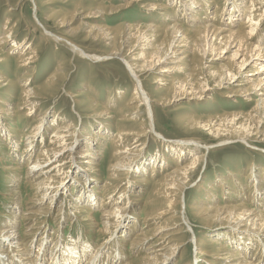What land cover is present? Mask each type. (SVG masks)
<instances>
[{"label":"bare ground","instance_id":"obj_1","mask_svg":"<svg viewBox=\"0 0 264 264\" xmlns=\"http://www.w3.org/2000/svg\"><path fill=\"white\" fill-rule=\"evenodd\" d=\"M5 1L12 10L16 4L22 3V0ZM45 1L47 6L55 0ZM56 1L65 7L71 4L72 11L67 13L61 10L63 8H58L56 12L51 9L49 16L43 21L35 18L37 25L32 27V31H41V38L44 40L64 48L59 57L61 61L54 63V69L45 76L44 82L39 86L27 85L37 74L38 47L33 49L29 43L26 44V37H22L23 43H16L14 29L18 26V21L16 24L12 22L15 24L13 26L9 24L10 18L6 17L4 29L0 33V140L12 151L11 154L9 151L4 152V158L13 159L10 161L11 166L4 165L2 169L9 170L11 178L8 181V192L16 196L7 207L8 214L12 217L3 216L4 220L0 222V264H100L105 263L106 259L108 264H173L178 256L181 263L184 261L183 264H190L191 262L185 261L187 252L182 249L186 245L183 236L182 240L180 237L183 230L175 229V221L172 223L176 215L178 222L181 221V225L187 226L191 232L188 243L192 244L194 249L192 262L264 264V254L261 252L264 247V193H260L264 177L257 172L253 160L249 161L250 164L246 163L248 165L244 169V172L248 173L246 184L241 182L240 174L229 173V176L219 177L217 186L222 191V199L217 197L213 188L210 190L214 194H210L208 203L198 208H194V204L190 207L193 217L189 218L185 210L180 213L181 206H185L184 195L192 186L194 175L210 150L226 146L235 140L249 145L251 150L257 152L258 148L253 144L264 143V37L260 34L261 26L257 27L264 17V0H223L227 9L224 7V13L221 15L218 14L217 1L222 0ZM211 7H215L212 17L208 14L213 10ZM134 9L145 15L147 20L144 19L140 24L124 22L115 27L107 25L109 18H119ZM57 14L60 20H57ZM75 15H79L78 28L87 29L84 41L99 39L104 48H109L104 50L103 55L78 46L67 34L64 36L70 38L57 35L56 30H61L64 24L73 22ZM67 17L69 20L65 21ZM50 19L55 20L53 23L57 24H48ZM74 32L68 34L73 35ZM116 39L120 41L117 50L113 46ZM5 48L9 50L3 53ZM14 52L18 53V58L12 61L10 56ZM66 53L74 63L84 62L87 65L88 62V65H94L115 61L122 65L132 82L130 96L127 97L124 89L111 90L109 87L105 95L106 100L100 104L96 100V92L94 93L93 88L86 83L82 84L76 93L69 92L67 72L73 69V66L66 68ZM1 64L12 69V72L8 70L12 79L3 75L5 69ZM15 72H20V75L13 77ZM152 72L156 74L152 82L155 85L149 92L142 76ZM209 82L215 89L228 91L224 98L243 97L244 104L253 103V106L247 112L239 111V108L232 111L222 110L218 115L207 116V119H199L196 115L181 116L178 118V124L185 129H203L214 140H223L214 145L196 138L176 142L160 141L162 143H159L158 150L150 154L142 164L137 162L142 156L140 150L136 152L137 149L142 146L144 137L154 129L157 106L163 109L169 106L172 100L184 97L200 101L201 97L207 96L212 90L208 88ZM18 88L20 93H17ZM89 91L94 94L93 100ZM56 94L66 96L75 106V111L83 109L85 114L90 113L93 114L91 116L97 117V120L89 122L91 125L86 133L75 128L71 121L66 122L64 109L57 111L56 115H53L54 118L44 116L46 113L41 112V101L45 96ZM13 96L18 98L16 108L14 105L10 106ZM155 96L158 97L153 98ZM116 102L121 106H118L115 111L117 116H114L111 111L115 109ZM232 102L237 104L233 100ZM244 107L245 105H242L241 108ZM14 120L33 128L28 134L20 131L22 136H26L22 152L18 151L19 144L14 139V134L20 129L14 127V122H10ZM29 121H32V124H29ZM110 125L115 134L109 140L110 146L103 147L109 135ZM51 128H54V131L48 136V144L44 145L46 131ZM250 141L253 144H249ZM37 144L41 148L35 151L37 155L33 157V149ZM103 149L109 150L110 156L107 179L100 188L101 191H98L96 172H100L97 167L100 166L101 159L99 164L96 161L103 154ZM76 159L79 166L75 165ZM0 162H3L1 155ZM23 164L24 169L21 166ZM169 165L171 167L167 169ZM70 170V176L67 177ZM16 171L18 174L24 172L21 182L17 176H13ZM133 171L139 175V180L129 182L125 176ZM121 177L123 181L126 180L123 185L112 184L113 181H121ZM20 184L24 185L26 190L33 191L26 203L27 209L21 205L15 191L20 188ZM148 185L151 186V191L147 200H144L143 209L137 214L140 216L142 213L144 217L142 220L134 219L133 224L129 226L131 228H128L126 223L129 221V215L139 210V203L142 202V199H138L139 196L138 201L131 200L132 192H142L141 188ZM253 187L254 193L251 195L246 189L253 190ZM224 189H227L226 193ZM243 194L248 196V203L243 199ZM218 199L224 202L217 203ZM97 202L100 212L96 214L92 206ZM62 204L66 205L67 210ZM54 212L58 213L59 218L70 220L80 219L81 217L76 215L79 212L84 214L82 217L86 218L91 227L96 228V235L101 237L102 243L94 247V252L89 253L90 244L82 242L79 235L77 241L71 240L72 244L65 247V252H61L57 247L59 240H56V244L49 250L47 244L44 245L39 239L42 243L38 244L34 258H31V237L33 238L35 232L40 229L46 216H52ZM194 220L198 221L204 230L213 225H223L226 229L202 232L203 237L198 240L190 227ZM139 221L143 223L141 228L137 224ZM135 230L130 247L132 252L140 251L143 255L135 262L129 263L126 259L122 260L120 248L116 246L130 239L129 234ZM119 231H122L121 235H118ZM236 238H247L252 242V246L244 247L238 242H231Z\"/></svg>","mask_w":264,"mask_h":264},{"label":"rangeland","instance_id":"obj_2","mask_svg":"<svg viewBox=\"0 0 264 264\" xmlns=\"http://www.w3.org/2000/svg\"><path fill=\"white\" fill-rule=\"evenodd\" d=\"M11 1L13 2V0H11ZM41 1L42 0H22V3H20V4H16L14 1V4H16V6L12 10V9H10V6H8V3H6L5 0H0V5H1L0 6V28H2L0 30V33H2V30L4 29L3 25L6 21V19L10 18L9 24H11V25L13 23L16 24V22L18 21V26L14 29V31H15L14 37L16 38L15 39L16 43L17 44H19L20 42L23 43L24 40L22 37H26V39L28 38L27 39L28 42L26 44L29 43L30 47L33 49L38 47L37 55H36V56H38V60H39V64L37 66V74L33 80H29V83L27 84V85H29V87H36V86H39L40 84H42L44 82L45 76L51 70L54 69V67H55L54 65L56 64V62L61 61V60H59V59H61L59 57H60V54H62L64 52V48L62 46H56L52 41L50 42V41H47V40H44L43 38H41L42 33L40 30H37V32L32 31L33 25H37L35 18H37L38 21L39 20L43 21L47 16H49V14H50L49 10H51V9H54V11L56 10V12L59 10L58 8H63L61 10L67 11V13H70L72 11L71 4L69 6L66 5L67 7H65L64 5L63 6L60 5V3H58L59 1L55 0V1H52L54 5L49 4V5H47L48 6L47 7L46 6L47 1H45V0L42 2ZM217 2H219V3L221 2L220 4L217 3L218 9H219L218 14L221 15V13H224V12H222V10L224 9V7L226 8L227 4H224L223 0L217 1ZM41 8H43V9H41ZM211 8L213 10H211V13H208L210 17L213 16L212 12L215 10V7H211ZM21 9H23V12H21ZM45 11H46V13H44ZM139 14H140L139 10H135V9L130 10V12H127L126 14L119 16V18L118 17L109 18L107 20L108 21L107 25L110 27H115L118 24H121L124 22L127 24L128 23L140 24L146 18V16L143 14H140V16H138ZM78 16L79 15H77V16L75 15L73 17L74 18L73 22L68 23V24H64V26L61 30H56L57 35L62 36V37H66L64 35L67 34L73 38V42L74 41H75V43L77 42L76 44L78 46H80L82 48H87L89 51L91 50V52L92 51L96 52V53L99 52V55H103L104 50L106 51L109 48H104V46H102L103 44L101 43V40H99V39H97L96 41L91 40L92 42L90 40L84 41L87 29H85L84 27H83V29L81 27H80V29L78 28V24H79V21H78L79 17ZM58 18H59V15L57 14V20L61 19V18H59V19ZM68 20H69V17H67V19H65V21H68ZM145 20H147V19H145ZM53 22H56V21L50 19V21H48V24H50V23H52V25L57 24V23L54 24ZM15 24H13V26ZM98 24L102 25V23H98ZM260 26H261V28H260ZM257 27L260 28V32L262 31L260 34L262 35V37H264V17L259 22V25ZM37 29H39V27ZM63 31H65V33ZM71 31H75L73 35L68 34ZM66 38H70V37H66ZM92 43H93V45H92ZM96 43H97V45H96ZM119 45H120V41H119V39H116L114 42V45H113L116 50L119 48ZM7 50H9V49L8 48L3 49V53H6ZM15 52L12 53L10 56L12 61H15L18 58L17 57L18 53L16 54ZM14 56H15V58H14ZM69 58H70V60H69ZM64 63L67 66L66 68H71L73 66V69L71 68L69 70L71 73L69 71L67 72L69 75L67 78V81L69 83L68 84L69 87L67 88V90H69V92L75 91V93H76L79 89H81L80 88L81 85L86 83V84L90 85L91 88H93L92 91L94 93L96 92V95L98 96V98L96 100L100 104H102L101 102H104L106 100L105 95L107 94V92H108L107 88H109V87H111L110 88L111 90H114L115 88L118 90H120V89L126 90L127 97L130 96V94H131L133 86H132V82L130 81V77L128 76V74L126 72V69L122 65H120L119 63H116L115 61H111V63H110V61L105 62V63H97L94 65H88V62H87V65L84 62L83 63L80 62L81 64H79V63H74L73 60L71 59V56L68 53H66V57L64 58ZM104 64H106V65H104ZM221 64H223V63L221 62ZM96 65L98 66V68ZM1 66L3 67V69H5V72L3 73V75H6L7 77H9V79H12V77H10V74H8V70H9V72H10V70L12 72V69H10V68L2 65V64H1ZM88 67H90V68L88 69ZM17 74L20 75V72L19 73L15 72L12 76L15 77V75H17ZM84 74H85V76H84ZM19 75H18V78H20ZM155 75L156 74H154V72H152V73H146L142 76L143 78H145L147 91H149V92H151L153 90L152 89L154 87L153 85H155V84H152V82L154 81L153 78L155 77ZM83 77H84V80H83ZM209 84L210 85L208 86V88L212 89V90H210V93H208L209 95L207 94V96L201 97L199 99L200 101H195L193 99L189 100L188 98L183 96L184 98H182L180 100H174V101L172 100L171 104L169 106L163 108V109H160L157 106L158 114L155 118V124L153 127L154 129H153L152 133H148L144 137V139L142 140V146L140 147V149H137L136 152H138V150H140L139 153H140V155H142L137 160V162L140 161L142 164V162L145 161V159H147L150 154H153V152L155 150H158L159 149L158 147L160 145L159 143H162L160 141H163V142L164 141H175L176 142L179 140L185 141V140H189V138H196L198 140L200 139L201 142H205L209 145H211V144L214 145L217 142L223 140V138L214 140L203 129L202 130L197 129L195 131L185 129L184 127H182L180 125V123L178 124V118L181 116H192V117H194L196 115V117H198L199 119L200 118L201 119H207L209 117V115L211 117H213L214 114L218 115L219 113H221L222 110L232 111L235 108L236 109L239 108L238 109L239 111H243V112L246 111L247 112L253 106V103L244 104L243 103V97H236L235 96V97L230 98V99L224 98L225 93L227 94L228 91H225L223 89L222 90L221 89H215V88H213L214 85L211 82H209ZM90 92L91 91H89V93ZM153 92L156 93L155 91H153ZM17 93H20V88H18ZM92 93H90L91 94L90 97L93 100L92 95H94V94H92ZM56 95L45 96L44 99L41 101V103H42L41 104V109H42L41 112L46 113V114H44V116L48 115L49 119L54 118L53 115L54 114L56 115L57 111L64 109L66 114L63 116L65 117L66 122L71 121L75 128H78L83 133H86L88 126L91 125L89 122L93 121L97 117L91 116L93 114H90V113H89V115L87 113L85 114L83 109H78V111H75L74 110L75 106L72 104L71 101L68 100V98L66 96L64 97V95L63 96L58 95V94H56ZM156 97H158V96H155L153 98H156ZM65 98H66V100H64ZM17 99H18L17 96H13L12 99H10L11 100L10 106L14 105L13 107L16 108V106H17L16 104L18 103ZM227 100H231V101H227ZM232 100L237 102V104H234L232 102ZM4 101H6V99H4ZM242 105H245V107L241 108ZM118 106H121V104L119 102H116L115 109L113 111H111L112 114L114 112V114H113L114 116H117V115H115L116 114L115 111L118 110ZM14 108H13V110H14ZM240 109H242V110H240ZM50 112L53 114H51ZM10 122L15 123V126H14L15 128L16 127L20 128L19 131H17V133L14 134V136H15L14 139L19 144L17 147L18 151L22 152L23 147H24V143H25L24 139L26 136H22V133L20 131L22 130V131L26 132V134H28L33 128H32V126L30 127V125L24 126L23 124H20L21 123L20 121L15 122V120H14V121H10ZM31 122L32 121H29V124H32ZM112 128H113L112 125H110L109 135L106 138L107 140L105 139V145L103 147L110 146L109 140L115 134V130H114V128L113 129ZM52 131H54V128H51V129L46 131V134H45L46 135V137H45L46 141H45L44 145L48 144L47 143L48 136H50L52 134ZM231 142H230V144H227L226 146H222V147L212 149L209 151V153H207L205 155L204 161L202 163H200V167H198V170L196 171V173L194 175V178H193L194 182L191 184L192 186H190L188 188V190L186 191V193L184 195V198H183L184 201L183 202H184L185 206L184 205L181 206L180 213L184 212L183 210H185V213H187L189 215L188 216L189 218H190V216L193 217L192 212L190 210V207L194 204L193 205L194 208H196V207L198 208V207H202L204 204H206V202L208 203L210 200H207V199L209 198L210 194H214V193H212V191L210 189L213 190V188H215V190L217 192V197L222 199L223 198L221 196L222 191H220L221 189H218V186H219L218 185V178L219 177H223V176H227V175L229 176V173L238 174V175L240 174V175H242V177H241L242 181L241 182H243V184H246L247 183L246 176L248 173L244 172V169L248 164H250L249 161H251V160H253L252 163H255V167L257 166V172L259 171L258 172L259 175H262L264 177V153H263L264 152V143L263 144H258V143L253 144L251 141L249 142V144L255 145L259 151H262L261 153H259V151L256 152L254 150H251L249 148V145H245L241 141L233 140ZM38 148H41V147H39V145L37 144L36 147L33 149V151H34L33 157H35L37 155L36 152L39 150ZM4 152H8L10 154L12 153V151L9 150V147L6 144H2V142L0 140V155L3 159V162L2 163L0 162V164H1L0 165V215H1L0 216V222L2 220H4L3 216L10 215V214H8L9 211H7V210H9V209H7L8 204L11 203L16 198V196L10 195V193L8 192V190H10V189H8V185H9L8 181L11 178V175H9V170L2 169L4 165L6 166V165L10 164L9 166H11L10 161L12 159V158L5 159L4 158ZM159 154H161V156L163 155L162 153H159ZM109 156H110V151L103 149V154L101 156H99L98 160L96 161V163L99 164L98 161H99V159H101V162L99 164L100 166L97 167V169L99 168L100 172L99 173L96 172L97 182L99 183L98 187H96L98 191H101L100 188H102L105 179H107V169H108ZM78 162H79L78 159H76L75 165L79 166ZM246 163H248V164H246ZM21 166L23 168L25 165L23 164ZM170 167H171V165H169L167 167V169H169ZM167 169H164V170H167ZM71 171L72 170L69 171V174L67 175V177L70 176ZM18 173L19 172L16 171L15 174H13V176H17L16 178L18 179V181L20 180L19 182H21V180L24 178V172L22 171V172H20V174H18ZM91 173L93 175H96L94 172H91ZM218 175H220V176H218ZM125 177H126L127 181H129V182L131 180H137V181L139 180V175L134 173V171H133V173L130 172V174L126 175ZM120 179H121V181H119L118 183L113 181L112 184L113 185H119L120 184V186L123 185L126 180L123 181L122 177ZM263 182H264V178H263ZM262 184L263 185H260V189H262L261 191L259 190L260 193H264V188H263L264 183H262ZM251 187H252V185L250 186V188ZM141 189H142V192L141 191L138 193L132 192L133 196H131V200H134L136 202V201H138V199H140V200L142 199L141 200L142 202L139 203L140 209L136 210L135 212H132L129 215V221L126 223V226H128V228H131L129 226H131V224H133L132 222H134V219L140 218L142 220V218L144 217V214H142V213L139 214L140 216H138L137 214H138V211H141V209H143V207L145 205V201L148 198V194L151 191V186L148 185V186L142 187ZM226 190L227 189H224L225 193L227 192ZM246 190L248 193L253 195L254 187H253V190L252 189H249V190L246 189ZM15 191L18 193L17 198L18 197L20 198L19 200H20L21 205H24V209H27L26 203L30 198L29 196H31L33 194L32 193L33 191L30 192L29 190H26L24 185H22V184H20V188L15 189ZM128 193L130 194V192H128ZM68 194H70V193H68ZM99 196L101 197V195H99ZM99 196L97 195V197H99ZM206 196H208V197H206ZM137 197H138V199H137ZM243 199H245V201H246L248 199V196L246 194L244 196V194H243ZM218 200L216 201L217 203H223L224 202V200H219V201ZM245 201H243V203ZM246 202L248 203L249 201H246ZM65 203H66V205L68 204L66 201H65ZM201 203H202V205H201ZM66 205L62 204V206H63V208H65V210H67V208L65 207ZM43 206H45V204ZM98 206H99L98 202H97V204H95V206L94 205L92 206V209L94 210V212L96 214L100 212V210H98ZM184 207H185V209H184ZM79 214L77 213L76 215L80 216L81 218L80 219L78 218L77 220L75 218L72 220H70L69 218L63 219V217L59 218V216H57L58 215L57 212H54L52 214V216L50 214H48L46 216V220L44 222H42L43 224L41 225L40 229L37 232H35L33 238L31 237L30 241L33 240V243L31 244V247H30L31 248V255H30L31 258H34V255L36 253V249H38L37 248L38 244L42 243V242H40V240H42L44 242V245L47 244V246L49 247V250H50L51 246L56 244V240L57 241L59 240L57 247L61 252H65L66 251L65 247L70 246L72 244L71 240L77 241L79 235H81L80 239L82 242H85V244L88 242L90 244L88 252L89 253L94 252V247L97 246L99 243H102L103 240L101 239V237H97L96 228L91 227L89 225L88 221H86V218L82 217V215L84 216V214H82L80 212H79ZM10 216H8V218L12 217V216L11 217ZM130 219H133V220H130ZM139 222H137V224L140 226L139 228H141L143 226V223L141 221H139ZM193 222L190 224L191 225L190 227L194 231L196 239H198V240L202 239V237H203L202 232H204V233L211 232V231L218 232L219 230L221 231V230L226 229L223 225H213V227H210V229L204 230L205 228L198 221L194 220ZM172 223H173V226L175 225L177 227L175 229L178 230L181 228L183 230V234H181L180 237L182 240V236H183V238L185 240L184 243L186 244L184 246V248H182L183 250H185L187 252L185 261L191 262L193 264H197V263L192 262L194 259V249H193V245L188 243L190 241L189 237L191 236V232L189 231V229H187V226L185 227L184 225L183 226L181 225V221L178 222V216L177 215H176L175 219L172 220ZM137 230H138V228H137ZM121 232L122 231H119L120 234L118 233V235H121L122 234ZM127 232L130 233L129 230ZM135 232H136V230L133 231L131 234H129L130 239H127L124 243H121V244L116 246V248H120V253L122 254V256H121L122 260L125 261L124 259H126V260H128L129 263H133V261L135 262L136 260H138V258L140 256L143 255V254L141 255L140 251L138 253V252H135L134 250L132 252V250H131L130 242H132V237H133V234ZM233 232L234 233H240L237 231H233ZM21 234L23 235L24 232ZM241 234H245V233H241ZM250 239H252V238H250ZM107 240H110V239H107ZM107 240H105V241H107ZM117 240H119V238ZM27 241H29V239ZM111 241H114V240H111ZM231 242H238L239 244H241L244 247L252 246V242L250 240H248L247 238H242V239L236 238V239L231 240ZM121 249H123V250H121ZM263 249H264V247L261 248L262 254H264ZM49 250H47L48 251L47 253H49ZM129 254H130V256H129ZM39 255H40V253H39ZM47 257H49V256H47ZM178 260H179V256L175 258L174 263H176V262H177L176 264H183L184 263V261H182L183 263H181V261L180 260L178 261ZM100 264H108V260L106 259L105 263H100Z\"/></svg>","mask_w":264,"mask_h":264}]
</instances>
